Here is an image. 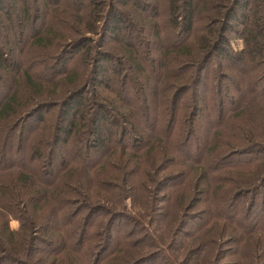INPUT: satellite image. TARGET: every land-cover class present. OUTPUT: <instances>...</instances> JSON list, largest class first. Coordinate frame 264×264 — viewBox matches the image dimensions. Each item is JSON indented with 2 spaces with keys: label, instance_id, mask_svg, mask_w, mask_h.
<instances>
[{
  "label": "trees",
  "instance_id": "trees-1",
  "mask_svg": "<svg viewBox=\"0 0 264 264\" xmlns=\"http://www.w3.org/2000/svg\"><path fill=\"white\" fill-rule=\"evenodd\" d=\"M159 1L0 0V264H264V0Z\"/></svg>",
  "mask_w": 264,
  "mask_h": 264
},
{
  "label": "rangeland",
  "instance_id": "rangeland-1",
  "mask_svg": "<svg viewBox=\"0 0 264 264\" xmlns=\"http://www.w3.org/2000/svg\"><path fill=\"white\" fill-rule=\"evenodd\" d=\"M165 2H166V0H160L158 3L162 13L165 11V4H166ZM231 43H232L231 44L232 47L235 50H238L242 47L241 42L232 41ZM170 210L175 212V208L173 205H170ZM166 222L169 223L167 218L164 219V223H166ZM10 227L12 230H16L18 228V224L13 221V222H11ZM136 231H138L137 232L138 234L135 237L137 239H140V236L143 234H141V231H139V230H136ZM141 239H144V238H141ZM184 239L185 238L183 235H180L177 237L178 242H184L185 241ZM232 247L233 246L224 245V244L221 245L220 247L211 246V248H209V250H208L209 256L207 257V261H201L200 260L201 256H199V254L196 253L195 256H193L192 264H231L236 260L235 258L231 257V255H232L231 253L233 251ZM139 253H145V252H139ZM247 254H250V252L247 250H242V257L244 258V259H242L243 264H261L262 260L259 261V260L250 259V257H247ZM218 255H221L222 259L220 258V260H217L216 257ZM180 259H182V257H179V260Z\"/></svg>",
  "mask_w": 264,
  "mask_h": 264
}]
</instances>
